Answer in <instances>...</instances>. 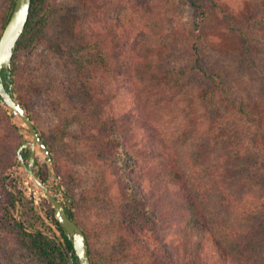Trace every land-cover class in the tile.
Segmentation results:
<instances>
[{"label":"trees","instance_id":"trees-1","mask_svg":"<svg viewBox=\"0 0 264 264\" xmlns=\"http://www.w3.org/2000/svg\"><path fill=\"white\" fill-rule=\"evenodd\" d=\"M104 1L84 0L93 16L80 23L77 30L86 37L87 42L81 48L86 52L79 57L76 53L65 54L68 55L65 66L77 80L69 88L65 104L74 112L73 120L66 123L80 124L83 136L90 143L92 157L107 164L88 199L118 212L109 228H118L121 254L111 260L137 256L147 258L148 264H264V179L259 173L264 160L259 159L254 145L249 146L250 137L246 133L232 132L223 120L214 121L209 130L205 118L188 116L191 101L199 114L217 112L214 106L217 98L227 104L229 116L242 121L244 126L255 125L253 111L228 96L220 76L202 69L197 41L175 31L181 11L161 10L160 2L170 0L118 1L117 19L109 18L105 23L112 27L110 38H107L108 29L101 27L96 33L92 29L101 22L96 18ZM205 1L218 16L225 15L224 5L215 0ZM13 2L8 0L0 13L1 30ZM41 2L31 0L28 20L15 51L28 37L39 39L41 30L33 18ZM180 2L182 6L189 2L200 11L195 21L198 29L206 15L201 10L204 0ZM237 7L239 12L233 17L245 10L241 4ZM156 8L159 13L155 12ZM262 20L263 16H259L251 25ZM177 47L188 49L195 58L191 71L203 80L187 108L175 98L178 72L159 77L153 72L155 60ZM85 55L93 57L99 68L85 59ZM248 63L257 69L264 90V69L250 60ZM108 92L112 94L107 99ZM118 96H127L132 102L130 113L134 119L129 115L127 130L135 137V152L124 137ZM10 118L0 107V168L4 169L20 145L14 139L18 145L11 148L10 141L4 140L16 131L10 125ZM218 143H224L229 153L215 154L213 149ZM231 163L245 166L244 170L239 169L241 178L236 179V166L231 167ZM107 184L113 189L104 193ZM250 184H257L259 193L249 190ZM9 197L14 206L17 199L11 193ZM47 207V216L62 234L51 205ZM67 213L77 223L73 212ZM36 219H39L37 215ZM14 224L16 230L6 231L0 237L7 247L1 250L3 260L13 261L17 246L33 252L31 261L35 264H66L55 239L41 233L30 234L23 223ZM63 238L71 250L69 241ZM89 257L91 264H98L91 252Z\"/></svg>","mask_w":264,"mask_h":264},{"label":"rangeland","instance_id":"rangeland-1","mask_svg":"<svg viewBox=\"0 0 264 264\" xmlns=\"http://www.w3.org/2000/svg\"><path fill=\"white\" fill-rule=\"evenodd\" d=\"M118 1L120 0L104 1L96 18L101 22L98 21L92 28L95 33L100 32V28L104 27L108 29L107 38L113 35L110 23H105L109 18L117 19ZM180 1L160 2L161 10L166 13L181 11L175 21L177 25L175 31L190 41H197L201 56L199 64L202 69L207 74L222 78L228 96L236 98L237 102H243L245 108L253 111L255 125L244 126L242 121L233 120L222 98L214 101L217 112L207 111L208 114L197 112L190 97L203 85V80L201 81L191 71L195 58L188 49H185L186 47L170 48L160 59H156L153 66L154 75L159 77L167 72H178L179 83L174 86V92L177 94L175 98L181 100L185 107L189 100L191 101L189 118L200 116L205 118L209 121V130L214 121L223 120L232 132L246 133V136L250 137L249 146L254 145L255 153H258L259 159L264 160V90L257 69L249 66L248 63L250 60L264 69V0H215L224 5L223 16H218L210 3L204 0L201 10L206 15L198 29H195V21L200 11L192 7L189 2L182 6ZM7 3L8 0H0V13ZM240 4L241 8L245 6V10L241 15L233 17L235 12H239L237 6ZM155 12L159 13V10L156 8ZM92 16L93 12L85 5L84 0H42L33 18V23L41 30L39 39L28 37L27 40H23L13 55L11 64L13 94L19 98L38 135L48 145L47 148L53 159L54 173L66 197L56 192L54 183L48 177L45 159L39 153L36 154L33 171L46 187L51 188V195L57 197L64 205L67 206L68 199H72L68 210L73 212L78 225L87 235L89 252L94 259L98 260V264H148L147 258L137 256L111 260L121 254V246L117 238L118 228H109L110 223L115 220L116 215L118 216V212L106 204L88 199V194L93 190L107 164L98 162L92 157L89 152L90 143L83 136L80 124L66 123L70 119L73 120L74 116V112L65 104L66 95L77 80L71 75L65 62L70 53H76L79 57L86 52L81 49L84 42H87L86 37L80 35L77 30L80 23ZM259 16H263V20L259 24L251 25ZM1 32L0 29V34ZM65 54L68 55L65 57ZM84 58L91 60L96 69L99 68L93 57L85 55ZM105 78L110 79L108 76ZM112 86L111 83L110 87ZM111 94L108 92L105 95L107 99ZM117 103L124 137L131 151L135 152L137 151L135 137L127 130L130 123L128 118L130 116L133 118V114L130 113L133 109L131 99L127 96H118ZM0 107L6 112L1 104ZM6 114L9 115L7 112ZM10 125L14 126L16 131L4 140L10 141L13 148L19 141L20 145L22 144L24 133L18 129L12 117ZM2 127L6 128L7 125L2 124ZM14 139L17 142L13 141ZM20 145L17 146L15 155L12 153V159L6 169L0 168V237L6 231L16 230L14 224L16 221L23 223L28 233H41L56 241L55 236L60 234V231L47 216V204H49L47 198L17 161V150ZM213 152L228 154L229 150L224 143H218L214 146ZM27 159L25 155V162ZM230 165L236 166V179L241 178L239 169L244 170L245 166L240 163ZM263 169L259 171L262 179H264ZM247 188L255 194L260 191L257 184H250ZM110 189H113L112 186L107 184L103 192L106 193ZM10 193L17 199L14 206L11 204ZM36 215L39 219H36ZM1 243L0 255L1 250H6L4 241ZM14 248L13 261H5L0 257V264H35L31 261L33 252L26 251V248L19 249L17 246Z\"/></svg>","mask_w":264,"mask_h":264},{"label":"water","instance_id":"water-1","mask_svg":"<svg viewBox=\"0 0 264 264\" xmlns=\"http://www.w3.org/2000/svg\"><path fill=\"white\" fill-rule=\"evenodd\" d=\"M30 5L31 0H14L8 20L0 34V104L16 121L18 129L24 133L22 144L17 150V161L25 168L27 174L34 180L39 189L44 192L47 202L51 205L55 221H57L63 234L60 233L55 237H57L56 242L63 253L66 264H91L85 233L67 213L72 199H68L67 206L64 205L57 197L51 195V188L46 187L33 171L36 165V154L39 153L45 159L47 174L54 183L56 192L66 197L61 190L60 181L54 173L53 159L45 142L38 135L21 101L13 94L14 85L11 78V64L15 46L28 20ZM2 74L4 75L2 76ZM25 155L28 157L26 162L24 160ZM62 236L69 241L71 250L67 248Z\"/></svg>","mask_w":264,"mask_h":264},{"label":"flooded vegetation","instance_id":"flooded-vegetation-1","mask_svg":"<svg viewBox=\"0 0 264 264\" xmlns=\"http://www.w3.org/2000/svg\"><path fill=\"white\" fill-rule=\"evenodd\" d=\"M67 212H68V209H67Z\"/></svg>","mask_w":264,"mask_h":264}]
</instances>
